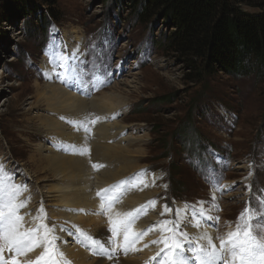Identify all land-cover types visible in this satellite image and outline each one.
Returning a JSON list of instances; mask_svg holds the SVG:
<instances>
[{"label":"rangeland","instance_id":"obj_1","mask_svg":"<svg viewBox=\"0 0 264 264\" xmlns=\"http://www.w3.org/2000/svg\"><path fill=\"white\" fill-rule=\"evenodd\" d=\"M33 1L38 8L31 18L38 20L43 13H48L49 6H53L58 14L57 20L48 18L51 20L49 35L34 36L29 21L27 23L21 18L0 24V162L15 175V183L27 187V191L19 197L27 203L26 209L19 213L25 217V229L41 224L53 228L54 232L50 235L58 238L55 243L59 252L63 253L61 260L81 264L57 244L64 242L61 238L68 228L66 220L57 214L58 205L55 207L49 202L48 187L58 186L57 179L51 177L38 181L37 172H34L37 165L31 159L41 156V146L53 145L50 136L42 131L41 121L37 117L48 111L47 105L35 94L37 85L45 86L50 82L45 68V54L57 51V59L60 57L63 61L68 43L76 47V52L73 54L71 51L70 56L80 61L81 55L83 59L79 70L70 58L68 67L74 72L70 76L79 78L78 72H83L87 86L80 93L76 89H70L71 92L79 96L87 93L96 99H101L103 92L128 96L129 102L113 109L107 107L96 111V115L89 113V121H96L89 123L88 127L94 130L95 125L102 126L104 121L118 130L122 126L116 123L125 124L123 137L129 136L132 145L135 143L133 151L142 150L129 158L126 156L128 160L137 161V167L136 171L125 176L157 174V180L151 183L152 191L156 192L149 196V207L156 208V214L160 215L159 224L175 221L180 232H186L193 238L182 220L186 212L195 213L194 218H199L197 213L203 212V215L210 217L207 224L214 227L219 241L220 237H226L228 232L235 230L238 218L249 206L257 212H264L258 203L264 197V83L257 82L252 76L233 79L221 72L210 81L191 82L188 77L193 74L192 68L178 55L164 53L158 45V38L173 30L168 22L160 18L151 24L140 23L135 19L134 5L126 0H117V3L113 0H57L55 5L43 4V0ZM242 1L240 5L245 10L257 11L245 0ZM13 3L0 0V13L7 7L15 6ZM50 60L55 69H59L55 60ZM64 86L66 88L65 83ZM89 108L93 109L92 106ZM181 127L182 131L179 132ZM189 127H192L198 140L217 147L204 149L207 162L216 163L217 160L215 168L206 169H209V173L204 179L201 170L193 168L189 159L192 154L194 160L200 158L196 153L198 150L192 147L195 151L191 152L189 146L183 147V143L187 142L184 133ZM171 137L179 142L176 147L179 156L174 166L177 171L170 172L169 180L166 178L167 166L172 157H163L162 147L164 140ZM70 142L65 140L58 147L64 155L68 154V150H74L73 142ZM100 142V138L97 139L96 143ZM106 142L115 143L114 139ZM93 155L90 164L99 162L98 165H105L95 155V148L83 157L90 156L91 160ZM127 158L121 159L119 168ZM110 166L117 169L116 160H112ZM178 173L185 185L177 188L174 177L178 178ZM217 180L219 189L223 190L216 187ZM170 188L176 194L180 191L183 194L177 199L173 196L170 198ZM165 206L169 211L165 210ZM177 210L179 218L176 216ZM100 214L103 218L101 226L105 228L109 242V216L117 219V213L113 209L112 214ZM30 224L32 226L28 227ZM257 224H264V217ZM167 227L171 228L172 223ZM69 229L72 234L66 237L67 245L88 251V258L91 255L95 259H104L105 256L93 254L85 246L87 242L82 243L79 236V232L83 231L99 239L95 236L98 228L71 224ZM163 235L168 233L164 232ZM116 242L121 244L119 239ZM124 255L117 247L113 263L123 264ZM24 258L30 261L29 257ZM155 258L156 261H150L158 264L163 260V254ZM90 262L88 260L86 264ZM151 262L147 261V264Z\"/></svg>","mask_w":264,"mask_h":264},{"label":"bare ground","instance_id":"obj_2","mask_svg":"<svg viewBox=\"0 0 264 264\" xmlns=\"http://www.w3.org/2000/svg\"><path fill=\"white\" fill-rule=\"evenodd\" d=\"M49 50H51V47ZM71 51L74 54L76 52V47L72 43H68V51L64 54V58L66 57L67 60L63 59V61L60 57L57 59L59 55L55 53L57 51L52 50L45 54V68L50 82H47L45 86L37 85L35 88L36 96L47 105L46 109L48 110L47 113L43 115L38 114L37 117L41 121L42 131L50 136L53 145L50 147L41 146V156H33L31 159L35 162V165H37L34 172H37L38 181H44L51 177L57 179L58 186L53 185L54 187H48V193H50L49 202H52L55 207L58 205L59 212H57V214L61 215V219L66 220L68 223L66 226L68 227L66 229L67 233L61 238V241L64 242L57 244L63 250H66L68 252L67 254L71 255L77 263L86 264L88 260L91 261L90 264H110L111 261V263H113L116 257H112L111 259L108 257H104V259H95L90 255L88 258V251L74 249V247L72 248L67 245L66 237L72 234L69 227L71 224H78L82 227L94 225L96 229L98 228V233L95 235L99 238L98 240L105 242L107 247H112L108 242L105 228L101 226L103 218L100 213L112 214V210L115 209L118 218L123 217L125 213L132 212L135 216L131 224L132 231L136 233L145 232L149 229H151V231H147V234L143 235V237L129 249L128 253L124 255L122 262L123 264H147V261L151 262V258L160 253L163 245L162 243L154 244L152 241H159L164 237V231L160 230L162 224L158 223L160 215L156 214V208L152 206L149 207V196L152 195L153 192H156V190L152 191L153 188L151 187V183L157 180L158 176L157 174L149 176L140 174L138 176L134 175L136 177L132 176L131 178L125 176L128 173L136 171L135 169L137 167V161L133 159L128 160L129 156L133 153L142 151L140 149L133 151L135 143L132 145L129 136L123 137L122 133L123 129L126 127L124 126L125 124L116 123L117 126L122 127L118 130H114L109 123L103 121L104 124L102 126L95 125L93 127L94 130L90 129V131L85 132L83 130L78 131L75 124L69 123V120L79 122L84 121L86 118L89 121V113L96 115V111L100 112L107 107L113 109L115 106L129 102L128 96L123 93L111 92L108 94L107 92H103L101 99H96L90 97L87 93L79 96L71 92L70 89H76V91L80 93L87 88L84 83L86 78L83 72H78V77L80 79L70 76V73L73 72L70 66L68 67L70 58L72 59L73 65L79 70L83 61L81 55H79L81 57L79 58L80 61L73 59L69 54ZM50 58L55 60L56 65L66 63L67 74H65V69L60 66H58L59 69L56 70V66ZM64 83L66 84V88ZM90 106H92L93 109H90ZM99 138L101 142L97 144L96 142ZM111 139H114L115 143L113 142V144H110L106 142V140ZM65 140L73 142L70 143L76 147L86 146L89 148L88 152H91L92 148H95V155L98 160L104 161L105 165L98 168L93 167V165H98L99 163L90 164L94 155L91 156L90 160V156L83 157V155L74 154L73 151L75 149L73 151L68 150V154L64 155V152L62 153L58 147L62 145ZM127 140L128 143H125ZM126 156H128V158ZM124 157L127 158V161H125L123 165H120L122 168H119L118 163L121 162V159ZM112 160H116L117 169H113V166H110ZM124 180L130 181L131 183L123 186V191L113 190L116 195H118V200L112 203L111 207L108 208L106 212L103 211L101 209L102 200L100 196H97V192H101L103 196L102 190ZM112 194V192L108 193V195ZM141 203H144V205L142 206ZM23 209H26V207ZM136 210H140L139 214H137ZM21 215L23 214L21 213ZM194 215L195 213L186 212L182 220L183 224L186 225V231L193 236V239H198L203 233H208L213 240L216 241V243H214L219 246L217 233L214 227H210L207 224L210 220L206 217L209 216L203 215V212L199 213V218H194ZM197 223L199 227H194L193 224ZM30 226H32V224L28 227ZM74 235H76V233ZM117 239L123 243L122 235ZM43 249V246L36 247L26 256L30 258V261H33L37 258V255L40 256L42 254L41 251ZM5 257H9L7 251L5 252ZM24 257L25 256H19L16 258L20 261V264H27V260ZM155 261L153 262L155 263ZM153 262L150 264H153Z\"/></svg>","mask_w":264,"mask_h":264},{"label":"trees","instance_id":"obj_3","mask_svg":"<svg viewBox=\"0 0 264 264\" xmlns=\"http://www.w3.org/2000/svg\"><path fill=\"white\" fill-rule=\"evenodd\" d=\"M8 1L15 2L13 3L15 6L7 7L0 13V24L2 21L21 18L27 23L29 21L34 36L49 35L51 20L48 18L58 19L53 6H49L48 13H43L42 17L36 20L30 17L37 12L38 5L35 1ZM113 1L117 3V0ZM56 2L57 0H43V4L55 5ZM126 2L134 5L135 19L142 24H151L160 18L168 22L173 30L169 34H164L163 38H158V45L164 53L178 55L192 68L193 74L188 77L191 82L210 81L214 75L221 72L220 74L233 79L252 76L257 82L264 83V0H245L250 7L257 9L254 12L245 10L240 5L242 0H126ZM182 128L178 131H182ZM186 131L184 137L187 142L184 141L183 147L189 146L191 152L198 150L196 153H199L200 158L194 160L192 154L189 159L193 168L201 170L204 179L206 173H209V169H206L215 166V161H206L204 149L213 150L217 147L198 140L192 127ZM178 143L175 137L166 138L162 147L163 157H172L167 166L166 178L169 180L170 172L177 171L174 166L175 159L179 156V151L176 150ZM179 174L176 176L178 178L174 177L177 188L185 185ZM182 194L183 191L176 194L175 190L173 192V188H170V197L177 199Z\"/></svg>","mask_w":264,"mask_h":264},{"label":"snow or ice","instance_id":"obj_4","mask_svg":"<svg viewBox=\"0 0 264 264\" xmlns=\"http://www.w3.org/2000/svg\"><path fill=\"white\" fill-rule=\"evenodd\" d=\"M63 59L67 60L66 57ZM59 66L64 68L67 74V64L62 63ZM69 123L75 124L78 131L88 132L90 131L88 123H95V121H88L86 118L84 121H69ZM73 147L74 154L86 155L88 153L86 146ZM93 167L98 168L100 165H93ZM130 183L127 180L119 181L102 190L103 196L101 192H97V196H100L102 200L101 209L106 212L112 203L118 200V195L113 190L123 191V186ZM216 187L219 189L218 180ZM248 187L251 188L250 185ZM24 191H27L26 185L15 183V175L7 171L6 166L0 162V264H20L16 257L26 256L27 253L40 246L44 247L42 254L37 257L36 261H27V264H70L69 261L60 259L63 253L59 252L56 246L55 242L58 238L50 235L54 232L53 228L46 224L27 229L23 227L24 217L19 213L27 206V203L19 197ZM110 192L113 194L108 195ZM258 203L264 208V197ZM165 210L169 211L166 206ZM136 212L139 214L140 210ZM176 216L179 218V210L176 211ZM261 217H264V212H257L251 206L246 208L238 218L239 223L235 230L228 232L226 237L219 238V246L213 242V238L208 233H203L198 239H193L186 232H180L179 225L175 221H164L160 230L168 235L159 241H152L154 244L164 245L161 253L157 254L158 256L163 254V260L158 264H264V234H262L264 224H257ZM134 219L132 212L125 213L123 217L117 219L109 216L111 232L109 243L112 247H107L105 242L83 231L79 232L81 242L86 241L85 246L89 247L93 254L109 259L115 255L117 247L127 254L129 249L147 234V231H151V229L141 233L132 231L131 224ZM169 223H172L171 228L167 227ZM193 226L199 227V224H193ZM121 235L123 243L117 244L115 238ZM6 251L9 259H5Z\"/></svg>","mask_w":264,"mask_h":264}]
</instances>
